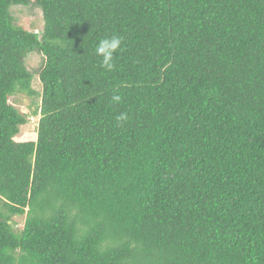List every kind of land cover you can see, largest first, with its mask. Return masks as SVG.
<instances>
[{"label":"trees","instance_id":"obj_1","mask_svg":"<svg viewBox=\"0 0 264 264\" xmlns=\"http://www.w3.org/2000/svg\"><path fill=\"white\" fill-rule=\"evenodd\" d=\"M0 264H264V0H0Z\"/></svg>","mask_w":264,"mask_h":264},{"label":"rangeland","instance_id":"obj_2","mask_svg":"<svg viewBox=\"0 0 264 264\" xmlns=\"http://www.w3.org/2000/svg\"><path fill=\"white\" fill-rule=\"evenodd\" d=\"M14 15L17 18V25L25 28L28 31L38 33L42 29V13L39 8L30 6L28 8H16L13 10ZM41 57L33 53L27 56L24 60V65L27 70L34 71L40 64ZM32 89L34 91H40V84L38 79L35 78L32 81ZM39 98L29 97L26 94L20 93L9 97L8 103L13 106L19 113L25 115L27 123L20 127L19 134L14 139L15 142H29L36 139V128L40 118L39 111L37 110L36 116H32L31 112L36 109V104ZM17 221V230L23 228L24 217L15 219Z\"/></svg>","mask_w":264,"mask_h":264},{"label":"clouds","instance_id":"obj_3","mask_svg":"<svg viewBox=\"0 0 264 264\" xmlns=\"http://www.w3.org/2000/svg\"><path fill=\"white\" fill-rule=\"evenodd\" d=\"M43 21V17H42ZM43 26V22H42ZM39 33V32H38ZM36 34V33H35ZM122 47V38L118 35H112L110 37L102 38L99 40L98 44L95 46V55L100 58L101 66L108 71L115 68L114 58ZM122 97L118 94H114L111 97L113 102L119 103ZM127 114L121 113L116 117L117 123H121L127 120Z\"/></svg>","mask_w":264,"mask_h":264}]
</instances>
